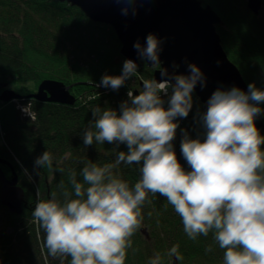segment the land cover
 <instances>
[{"label": "clouds", "instance_id": "obj_1", "mask_svg": "<svg viewBox=\"0 0 264 264\" xmlns=\"http://www.w3.org/2000/svg\"><path fill=\"white\" fill-rule=\"evenodd\" d=\"M158 43L148 34L146 47L134 44L139 55L157 68ZM188 67L190 74L175 75L174 84L143 80L137 95L127 92L119 115L98 105L91 109L93 119L82 133L84 146L125 144L127 152H116L114 162L102 166L84 161L82 181L71 170V190L63 181L58 185L62 199L52 193L36 202L32 218L44 232L49 257L61 264L66 258L69 264H125L131 237L142 226V206L151 193L166 198L189 239L211 232L224 250L222 264H264V136L254 123L262 112L258 105L264 102V91L249 83L247 92L232 87L212 93L200 116L205 138L192 139L184 131L181 139V154L190 166L186 171L173 149L175 121L188 116L197 82L203 86L199 68ZM136 68L132 60H125L122 74L103 75L101 85L118 90L137 74ZM165 75L167 71L161 69V76ZM170 87L165 108L161 93L168 95ZM22 111L36 120L32 102ZM70 156L66 153L64 159ZM121 163L138 166L139 179L131 186L114 174ZM35 166L52 169L51 153L44 151ZM210 251L211 246L205 249ZM164 255L183 260L178 244ZM148 264H162L161 253H155Z\"/></svg>", "mask_w": 264, "mask_h": 264}, {"label": "trees", "instance_id": "obj_2", "mask_svg": "<svg viewBox=\"0 0 264 264\" xmlns=\"http://www.w3.org/2000/svg\"><path fill=\"white\" fill-rule=\"evenodd\" d=\"M198 1L219 17L216 33L221 47L246 86L254 83L264 91V0L257 16L248 10L245 0ZM120 51L121 45L113 30L92 23L76 7L52 0H0V87L5 89L8 83L20 82L21 100H30L29 94L44 80L58 81L65 86L76 84L69 90L75 99L72 106L32 101L36 113L33 122L22 119L13 104L0 103V172L7 179L15 176L20 203V211L13 214L0 205L4 216L0 228L2 264H61L59 259L47 255L44 232L33 221L36 202L49 199L52 193L62 199L58 185L63 181L71 190V170L82 181L80 170L84 161L102 166L114 162L116 152H127L125 144L94 142L85 147L82 139L83 131L93 119L92 108L97 105L110 108L119 115L121 103L128 100L127 92L132 90L137 95L143 80L153 79L155 68H148L139 59L137 74L118 90L102 86L103 75L122 74L126 59ZM171 91L170 87L168 95L161 93L165 108ZM258 106L262 109L259 116L264 125V102ZM204 112L192 92L188 116L177 117L175 121L178 127L173 149L185 170L189 165L181 154V139L184 131L189 138H205L200 121ZM44 151L53 157L52 169L35 166V160ZM66 153H71L68 159H64ZM113 171L130 186L140 176L135 164L121 163ZM142 214V226L131 237L132 248L128 249L125 264H148L157 252L162 255V264H173L174 258L164 253L174 244L179 245L183 256L177 264H222L224 250L214 241L212 233L207 237L198 236L195 241L189 239L180 217L166 198L149 193ZM209 246L212 251L206 253ZM69 261L66 258L64 264Z\"/></svg>", "mask_w": 264, "mask_h": 264}, {"label": "water", "instance_id": "obj_3", "mask_svg": "<svg viewBox=\"0 0 264 264\" xmlns=\"http://www.w3.org/2000/svg\"><path fill=\"white\" fill-rule=\"evenodd\" d=\"M78 8L83 15L96 24H103L113 29L120 45V54L136 65L144 60L148 68L153 64L142 58L134 44L139 42L146 47V37L153 34L158 40L159 68L153 72L157 82L168 80L174 84L175 75L190 74L189 65H196L203 74V86L197 82L193 93L207 110V101L217 90H229L237 87L247 92L248 88L239 70L232 64L223 51L220 38L216 33L219 17L209 6H202L198 0H58ZM248 10L257 16L261 9L260 0H245ZM161 69L167 75L161 76ZM52 80L43 81L35 95L29 96L40 102L72 106L75 102L69 90L75 86ZM20 98L12 91H5L0 101L8 103ZM255 126L262 134L264 125L258 115ZM264 149V146L261 145ZM2 161H0L1 163ZM1 204L10 212L18 213L20 203L16 196V178L8 181L0 173ZM1 220V216H0ZM142 234L148 238L145 231ZM0 264L1 261H0ZM173 264L177 261L173 260Z\"/></svg>", "mask_w": 264, "mask_h": 264}, {"label": "rangeland", "instance_id": "obj_4", "mask_svg": "<svg viewBox=\"0 0 264 264\" xmlns=\"http://www.w3.org/2000/svg\"><path fill=\"white\" fill-rule=\"evenodd\" d=\"M52 1H55V2H57V3H59V4H65V3H63V2H59L58 0H52ZM83 14V13H82ZM89 20V19H88ZM92 22V21H91ZM92 23H94V22H92ZM94 24H96V23H94ZM100 25H103V24H100ZM112 29V28H111ZM113 30V29H112ZM114 32V31H113ZM45 81V80H44ZM53 81V80H52ZM43 82V81H42ZM41 82V83H42ZM56 82H58V81H56ZM40 83V84H41ZM39 84V85H40ZM63 84V83H62ZM39 85L37 86V88H36V90H35V92H31L29 95L30 96H32V95H35L36 93H37V89H38V87H39ZM78 85H82V83H80V84H78ZM22 86V83H8L7 84V87L5 88V89H2L1 87H0V96L3 94V92H5V91H12V92H14L15 94H17V95H19L20 96V98H18V99H13V100H11V101H9L8 103H11V104H13L14 106H15V109H16V111L19 113V116L22 118V119H25V120H28V121H30V122H33V121H31V118L23 111V112H21V109L20 108H25V107H27L28 106V104H29V102H32V101H35V102H38V103H47V102H40V101H37V100H35V99H33V98H29L30 100H21V98H22V93L19 91V89H20V87ZM0 103H4V102H1L0 101ZM51 104H54V103H51ZM32 111H34L33 110V104H32ZM24 114H26L27 115V117H22V115H24ZM0 139H1V136H0ZM1 161V160H0ZM2 164V162L0 163V165ZM188 170H190V166H189V168H187L186 169V171H188ZM1 173V172H0ZM0 176H1V174H0ZM2 176L6 179V180H8V181H11L12 180V177L10 178V179H7L6 178V176L5 175H3L2 174ZM13 176V175H12ZM15 177V176H14ZM17 183V182H16ZM0 190H1V188H2V184H1V182H0ZM14 189H16V185H15V188ZM16 196H17V193H16ZM0 205L2 206V207H4L2 204H1V201H0ZM5 208V207H4ZM19 211H20V209H19ZM18 211V212H19ZM1 213H2V211L0 210V216H1ZM2 216H3V214H2ZM1 216V220H0V228L2 227V223H3V217Z\"/></svg>", "mask_w": 264, "mask_h": 264}, {"label": "built area", "instance_id": "obj_5", "mask_svg": "<svg viewBox=\"0 0 264 264\" xmlns=\"http://www.w3.org/2000/svg\"><path fill=\"white\" fill-rule=\"evenodd\" d=\"M20 109H21V112H23V111H22L23 107H22V108H20ZM24 116H25V117H27V115H26V114L22 115V117H24ZM25 117H24V118H25Z\"/></svg>", "mask_w": 264, "mask_h": 264}, {"label": "bare ground", "instance_id": "obj_6", "mask_svg": "<svg viewBox=\"0 0 264 264\" xmlns=\"http://www.w3.org/2000/svg\"><path fill=\"white\" fill-rule=\"evenodd\" d=\"M260 2H261V0H260ZM261 8H262V3H261ZM263 131H264V130H263ZM263 131H262V132H263ZM261 135H262V134H261Z\"/></svg>", "mask_w": 264, "mask_h": 264}]
</instances>
